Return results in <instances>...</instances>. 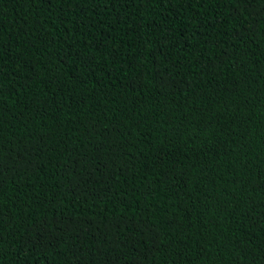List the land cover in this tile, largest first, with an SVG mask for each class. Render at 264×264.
<instances>
[{
	"label": "trees",
	"instance_id": "obj_1",
	"mask_svg": "<svg viewBox=\"0 0 264 264\" xmlns=\"http://www.w3.org/2000/svg\"><path fill=\"white\" fill-rule=\"evenodd\" d=\"M0 264H264V0H0Z\"/></svg>",
	"mask_w": 264,
	"mask_h": 264
}]
</instances>
